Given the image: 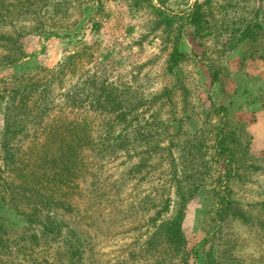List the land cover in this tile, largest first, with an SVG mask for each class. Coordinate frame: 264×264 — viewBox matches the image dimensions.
Listing matches in <instances>:
<instances>
[{"label":"rangeland","instance_id":"374dc122","mask_svg":"<svg viewBox=\"0 0 264 264\" xmlns=\"http://www.w3.org/2000/svg\"><path fill=\"white\" fill-rule=\"evenodd\" d=\"M0 264H264V0H0Z\"/></svg>","mask_w":264,"mask_h":264},{"label":"trees","instance_id":"16d2710c","mask_svg":"<svg viewBox=\"0 0 264 264\" xmlns=\"http://www.w3.org/2000/svg\"><path fill=\"white\" fill-rule=\"evenodd\" d=\"M196 11H197V9L195 8L190 13L191 20H192L193 23H197ZM254 26H258L259 28L261 27V29L263 28V26H261V24H259V23H254L252 25L249 24L248 26H246L243 29L241 27L237 28V30L239 31V37H240V39L241 40H244L245 35L248 34V32L250 31V29L253 28ZM248 36H249V38L251 37V39H256L257 40L258 34L256 32H254V31L251 30L249 32V35ZM1 37H3V35Z\"/></svg>","mask_w":264,"mask_h":264}]
</instances>
